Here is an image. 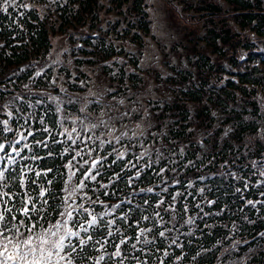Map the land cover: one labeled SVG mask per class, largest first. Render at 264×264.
I'll return each instance as SVG.
<instances>
[{
    "label": "trees",
    "instance_id": "obj_1",
    "mask_svg": "<svg viewBox=\"0 0 264 264\" xmlns=\"http://www.w3.org/2000/svg\"><path fill=\"white\" fill-rule=\"evenodd\" d=\"M10 1L0 0V133L6 134L1 119L4 116L11 123L7 146L16 138L20 143L15 147L22 151L16 156L6 146L0 167L5 172L0 191L14 194L9 206H19V194L27 191L37 197L41 189H46L45 196L37 200V207L48 200L44 205L47 220L37 225L45 227L63 210L69 183L66 165L79 146L69 144L65 154L66 143L57 133L60 123L53 95L56 87L49 84L53 68L48 66L38 75L36 71L40 60L54 50V39L61 35L70 39L71 29L87 27L88 34L102 30L97 25L98 0H58L55 8L44 6L48 0H38L34 6ZM166 1L172 19L178 22L177 28L183 31V40L174 47L181 51L177 61L169 64L170 71L155 77L161 96L149 99L153 103L144 136L149 151L139 137L111 143L96 141L88 145L90 149L83 148V159L72 160L77 184L84 180L83 172L92 159H107L100 169L103 175L96 181L84 180L87 187L77 193L76 201L102 213L121 201L131 200L135 211L130 213L128 223L133 228L117 220L121 232L132 236L139 233V228H151L149 239L166 231L168 237H178L177 244H183L182 248L169 247L171 240L158 236L155 245L138 244L137 248L144 251L134 255L147 260V264H161V259L164 264H264V175L260 174L264 172V0ZM111 2L109 9H115L126 20L124 28L121 19L113 23V33L122 38L120 46L105 31L102 38L80 37L78 49L70 54L80 56L77 71L82 76L93 75L115 86L126 75L123 65L120 75L112 72L115 60L119 54L129 55L128 51L122 52L128 40L143 44L151 25L146 0ZM62 39L68 46L69 42ZM86 65L91 67L92 75L82 70ZM127 77L134 82L143 80L133 72ZM118 153H124V158L112 163ZM141 154L143 158L137 160ZM33 155L40 159H31ZM9 156L16 162L9 163ZM85 160L89 164H84ZM128 161L136 164L130 171ZM148 164L151 167L145 168ZM138 169H144L141 178L129 184L128 178ZM161 169L162 175H156ZM37 172L41 175L36 176ZM22 173L27 176L26 187L20 184ZM115 173H120L121 179L112 183ZM101 184L108 187L102 188ZM164 187L167 192H161ZM148 188L154 191L148 193ZM105 191L108 195L103 194ZM177 192L182 195L173 200ZM85 193L95 203L81 200ZM155 193H160L159 199ZM146 199L148 204L144 203ZM160 199L164 204L156 208ZM248 201L261 203L253 206ZM129 207L123 204L114 216H122ZM143 215L150 219H141L137 228L133 222ZM17 218L22 219L19 215ZM190 218L194 222L186 223ZM97 238H101L99 233ZM131 243L135 240L122 246L129 257L133 255ZM165 250L170 253L168 257L163 255ZM106 251L111 253L115 248L109 244ZM100 254L92 246L83 252L78 250L73 253L74 264H94ZM102 264L114 262L106 259ZM124 264L137 261L129 258Z\"/></svg>",
    "mask_w": 264,
    "mask_h": 264
},
{
    "label": "rangeland",
    "instance_id": "obj_2",
    "mask_svg": "<svg viewBox=\"0 0 264 264\" xmlns=\"http://www.w3.org/2000/svg\"><path fill=\"white\" fill-rule=\"evenodd\" d=\"M57 1L48 0L44 6L55 8ZM10 2H24L28 6L38 4V0H11ZM146 2L145 8L150 20L151 31L145 36L146 40L144 38L143 44H137L132 40H128L126 43L122 52L128 51L129 55L125 53L119 54L112 69V72L120 75L121 70L119 68L120 65H123L126 75L115 86H108L101 79L94 77L91 67L87 65L82 70L92 76H82L77 71L80 56L76 53L75 58L74 55L70 54L73 49H78L80 37L97 35L102 38L105 31H108V36L115 44L120 46L122 38L116 37V34L113 33V23L121 19V28H124L126 20L120 18L114 8H112L114 10L109 9L112 5L111 0H98L97 2L96 10L99 15L97 25L102 27L101 32L91 30L88 34L89 29L87 27L71 29L70 39L66 37L67 35H61L57 40L54 39V50L47 54L44 60H40V66L38 65L36 71L37 75L42 73L48 66L50 69L53 68L49 84L54 85V88L56 87L53 95L57 100L56 104H58V107L55 105L56 109L59 108L58 121L60 123L57 133L60 140L66 143L65 147L67 149L69 144L78 145L77 151H81L96 141L121 142L126 139H137L138 137L144 141V136L147 134V126L150 124L149 116L151 113L149 109L151 103H153L149 99H158L161 96L155 77L157 74L165 75L170 71L169 64L177 61L178 52L181 51L180 49L176 50L174 47L183 40V31L177 28L176 24L178 22H174L177 20L172 19V13L168 10L167 1L146 0ZM118 27L120 28V26ZM62 38L69 42L68 46H66ZM130 55L133 56L130 57ZM111 62L113 63L114 59ZM108 63H110V60H108ZM132 72L141 76L143 80L134 82L129 79L127 74ZM71 85H74V88ZM1 118H4V116ZM93 125L96 127H93ZM8 128H11L10 122H8L7 126L3 124V130H6V134L9 132ZM6 134H2L6 139L5 146H7L8 141ZM69 135L71 139H69ZM20 137L22 136L20 135ZM118 137L120 138L119 140H117ZM14 140L16 141V138L11 141L14 143ZM143 143L146 152L149 151L145 141ZM88 149L90 148L88 147ZM120 151L124 152L125 149L122 148ZM3 154L4 152H2ZM72 170L74 171V168ZM21 179H24V176ZM71 179L66 185L67 191H64V197L68 196L78 185L73 180V177ZM77 193L72 196L69 203L79 204L76 201ZM12 195L14 196V194ZM67 207L68 205H65L63 200L62 211ZM60 219L62 217L59 216L56 220ZM55 221L52 223H55ZM51 224L45 227L38 226L34 229V232L40 233L43 229L49 228ZM20 231L24 232L25 236L29 234L28 232L25 233L24 228H21Z\"/></svg>",
    "mask_w": 264,
    "mask_h": 264
},
{
    "label": "snow or ice",
    "instance_id": "obj_3",
    "mask_svg": "<svg viewBox=\"0 0 264 264\" xmlns=\"http://www.w3.org/2000/svg\"><path fill=\"white\" fill-rule=\"evenodd\" d=\"M6 10V9H5ZM244 57L242 56L241 59ZM11 115V113H9ZM5 126L8 125V121H3ZM93 127H96L93 125ZM11 131L10 128L7 129ZM44 131H48V129H44ZM75 131V129H73ZM29 135H33L29 133ZM69 139L71 136L69 135ZM120 138L118 137L117 140ZM20 141L16 140L14 143L10 142L7 147H10L13 152L16 153V156L20 155V151L22 149H17L15 144H19ZM38 144H42L44 147H48V145L42 141H37ZM75 143V141H73ZM104 143V141H101ZM108 143H111L109 141ZM5 145L0 143V152L5 151ZM23 147L29 148V145H24ZM31 150V149H30ZM65 154H67L68 149L65 148ZM52 153L49 152V155ZM89 156L91 153H87ZM124 153H118L115 160L112 163H116L119 160L124 158ZM76 157H81L82 152L77 151L75 156L72 157V160H75ZM4 156H0V161L4 160ZM143 154L137 158V160L142 159ZM31 159H40V157L33 155ZM107 157H100L91 160L90 167L83 172L84 180L96 181L97 176H102L103 173L100 169L103 167L104 161ZM9 163H15V158L12 156L8 157ZM72 160L68 162L66 167L69 170V180L73 176L76 175V172L73 171V163ZM84 164H89L88 160L84 161ZM128 170L131 168H135L136 164H132L130 161L127 162ZM84 165H80V168L83 169ZM151 167V164L145 165V168ZM49 171H51L49 169ZM79 171V169H77ZM144 169H138L134 176H130L128 178V183L131 184L133 180H139L142 176ZM163 169L160 172H157L156 175H162ZM95 172V175L92 173ZM264 175V172L260 173ZM5 175L4 171H0V180H3ZM24 179L20 181L21 187H26L25 181L27 180L26 173H22ZM41 173L37 172L36 176H40ZM47 175V173H45ZM120 173H115L114 178H111L112 183H116L117 180H120ZM84 180H81L80 183L73 189L72 192L68 194V196L64 197V204L68 205L64 211L58 212V215L62 217L60 220H56L55 223H52L49 228L43 229L42 232L36 233L34 229L40 223L41 220H47L46 214L48 209L44 207V205L48 204V200L44 199L40 207H37V200L45 196L47 190L41 189L39 195L37 197L32 196L27 191L23 192L20 195V199L18 201L19 206L17 207L16 203H12L9 206V202L14 199L13 195L7 192L0 191V264H74L73 253L83 252L92 246L95 248L97 252H101L100 255L95 257L94 264H102L106 259L108 261L114 262V264H124V261L131 258L137 261V264H147V260L141 261L140 258L134 255L135 252H143L144 249L137 248L138 244L144 245H155L156 238L163 237L166 240L170 239L171 243L169 247L172 245H176L177 247H183V244H177L178 237H168L166 235V231H159L153 235L152 239H149L147 234L152 233L153 230L151 228H139L140 220H149L150 217L143 215L139 219H136L133 223L137 228H139V233L136 235L128 236L125 232H121L120 228L117 226V220L120 222L127 224L128 228H133V224L128 223L132 217L130 216L131 212L135 211V208L131 207V200L121 201L120 204L113 205L110 210H106L102 213H96L95 209H91L90 207L85 206V203H69L72 196L77 192H82L87 185L84 183ZM33 183L35 181H32ZM51 183V181H49ZM166 184L167 181H164ZM179 183V181H177ZM102 188H107L108 185L101 184ZM67 191V188H65ZM145 191V190H142ZM148 193H152L154 191L153 188H148L146 190ZM168 188L164 187L161 189V192H167ZM240 191V189H237ZM104 195H108V192L105 191ZM156 197L159 199L160 193H155ZM182 195L177 192L176 196H173V200L176 197ZM26 197V199H25ZM87 200L91 203H95V201L91 200V197H87L85 193L84 196L81 197V200ZM103 203V202H101ZM127 203L130 205L129 211L124 213L122 216L115 217L114 213L118 208H121L123 204ZM145 204H148L149 201L146 199L144 201ZM247 203L253 204L261 203V202H253L248 201ZM164 204V200L160 199L159 203L155 206L156 208H161ZM56 208L61 206H54ZM197 207H199L197 205ZM15 209V211H14ZM71 209V210H69ZM187 211V208L183 209ZM143 211V209H141ZM167 211V209H164ZM174 211V209H173ZM157 216L160 215L159 212L155 213ZM22 217V219H17V216ZM33 216H36L37 219L33 221ZM83 217V219H81ZM108 217H113L112 219H108ZM27 220V223L25 222ZM162 219V217H161ZM194 221L190 218L186 223L192 224ZM71 225V226H69ZM24 228L29 233L25 236L24 232H21L20 229ZM167 231H171L170 229ZM97 233L100 235V239L97 238ZM261 235H264L262 233ZM119 236V241H116V238ZM143 237V239H141ZM135 240V243H131L130 247L133 252V255L129 257L127 249L122 246L129 245L130 241ZM75 241V242H74ZM111 244L115 251L108 253L106 251V247ZM99 247H96V246ZM159 251V249H157ZM164 257H168L170 253L165 250ZM55 258V259H54ZM195 258V257H193ZM161 264H164L163 259H161Z\"/></svg>",
    "mask_w": 264,
    "mask_h": 264
},
{
    "label": "water",
    "instance_id": "obj_4",
    "mask_svg": "<svg viewBox=\"0 0 264 264\" xmlns=\"http://www.w3.org/2000/svg\"><path fill=\"white\" fill-rule=\"evenodd\" d=\"M4 121H5V119H4ZM0 143H3V144H5V139H4V137H3V136H1V135H0ZM0 154H1V152H0Z\"/></svg>",
    "mask_w": 264,
    "mask_h": 264
}]
</instances>
